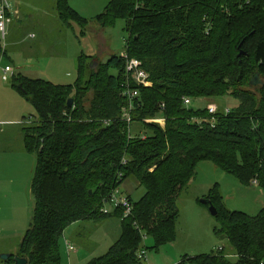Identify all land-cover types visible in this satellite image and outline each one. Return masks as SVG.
Masks as SVG:
<instances>
[{
  "label": "trees",
  "instance_id": "obj_1",
  "mask_svg": "<svg viewBox=\"0 0 264 264\" xmlns=\"http://www.w3.org/2000/svg\"><path fill=\"white\" fill-rule=\"evenodd\" d=\"M54 6L68 27L71 21L112 27L124 20L123 51L141 62L151 85L127 81L120 53L104 62L80 54L72 84L12 77L37 120L21 128L22 150L35 157L32 219L4 264H13L14 255L26 264H61L64 230L105 219L119 222L118 235L85 264H145L146 257L137 255L145 249L147 256L145 237L155 248L175 239L177 199L201 161L243 185L256 182L264 192V0H109L93 20L68 0H55ZM254 76L262 84H251ZM127 84L138 92L130 123L123 119ZM185 97H231L237 104L227 113L217 106L212 123L206 106L187 107ZM156 117L163 126L146 121ZM133 123L141 128L131 134ZM127 180L144 189L135 201L123 188ZM116 189L132 204L126 217L120 209L102 211ZM204 198L217 211L214 235L228 247L185 254L176 264H264V206L255 215L229 210L218 183ZM83 241H89L86 234L78 233L65 245L75 248Z\"/></svg>",
  "mask_w": 264,
  "mask_h": 264
},
{
  "label": "rangeland",
  "instance_id": "obj_2",
  "mask_svg": "<svg viewBox=\"0 0 264 264\" xmlns=\"http://www.w3.org/2000/svg\"><path fill=\"white\" fill-rule=\"evenodd\" d=\"M108 1L68 0V3L82 17L93 20L104 10ZM41 2L49 6V0H41ZM30 17L25 16L22 19L21 27L18 22H13L12 33L6 36L4 43L0 41V203L10 206L0 207V229L4 228L9 231V233H3L2 236L0 234V255L8 252L14 253L32 219L33 209L30 182L35 157L22 150L21 128L25 124L35 122L37 118L32 104L12 87V77L20 73L29 78H42L54 84H72L77 79L75 63L80 54L93 56L98 61L104 62L111 54H119L123 51L127 38L124 30L125 22L122 19H118L112 27H100L92 21L86 25L71 21V26H67L68 29L65 28L62 33H57L53 37V27L48 28L47 31L42 29L43 24L51 25L49 19L37 13L36 19L42 21L33 23ZM54 18L57 21L58 17ZM37 26H41L40 31L43 34H39L38 41L44 42L39 48L36 40L30 42L27 39H17L18 35H27L31 29H38ZM44 35L45 41L43 40ZM46 38L50 39L51 46ZM57 39L61 40V43L57 44L55 42ZM35 43L36 55H38L36 57L27 55L18 49L23 48L24 51L28 48L30 50L29 46ZM6 65L11 68V71L4 73ZM208 102L224 109H232L237 104L233 98L227 97L212 101L195 99L191 100L188 106L197 109L206 106ZM139 128H141L140 124L133 123L131 125L132 134L136 133ZM20 150L23 152H17ZM23 157L28 160L24 161ZM215 183H218L223 202L229 210L255 215L264 206V192L256 183H254L256 186L243 185L234 176L215 167L212 162L201 161L197 164L190 183L177 199L180 213L176 224L175 239L155 248L154 240L149 236L145 237L143 245L149 248L145 264H175L185 254L195 256L215 251L219 245L228 247L226 241H220L214 235L213 230L215 226H218V222L210 214L209 206L200 201ZM123 188L134 201L144 192L143 187H138L136 183L129 180L124 182ZM9 214L13 220H7ZM118 232L119 222L116 219H105L98 223L71 224L64 230L60 239L61 264H69L70 258L68 257L72 258L73 264L78 262V264H85L92 258L104 254ZM78 233L86 234L89 240L88 248H85L83 252L79 251L80 248L78 250L75 248L74 253H78L68 256L65 252L66 239L76 241ZM229 258L234 260L235 255ZM0 264H4L1 258Z\"/></svg>",
  "mask_w": 264,
  "mask_h": 264
},
{
  "label": "built area",
  "instance_id": "obj_3",
  "mask_svg": "<svg viewBox=\"0 0 264 264\" xmlns=\"http://www.w3.org/2000/svg\"><path fill=\"white\" fill-rule=\"evenodd\" d=\"M10 3L8 0H0V41L4 43V40L7 36V29L8 26L12 20L10 17ZM121 57L125 61V73L127 77V81L131 79L136 85H143V86H150L151 82L148 80V75L144 71V69L141 67V62L138 59L135 58H128L127 54L122 51L120 53ZM11 68L9 66L4 67V73L9 72ZM122 95L126 99V105L123 110V119L127 122H131V112L133 110V100L138 95V92L136 89H131L130 86L127 84V86L122 90ZM190 99L185 97L183 98V104L188 107L190 104ZM206 108L211 115L212 123L214 121L213 115L217 112V107L211 104L206 105ZM226 113L229 112V109L224 110ZM200 120V119H197ZM148 122H154L158 123L161 126L164 125V119L163 118H151L147 119ZM201 121V120H200ZM131 125V124H130ZM130 133L131 132V126H129ZM256 183V182H254ZM113 209H120L122 212V216L126 217L129 215L132 211V204L128 200L126 196H124L120 190L116 189L110 196L108 201L104 203V206L102 207V211L104 213H108ZM68 251H73L75 248L71 245L67 246ZM138 257L144 258L146 257L145 249H142L138 252Z\"/></svg>",
  "mask_w": 264,
  "mask_h": 264
},
{
  "label": "crops",
  "instance_id": "obj_4",
  "mask_svg": "<svg viewBox=\"0 0 264 264\" xmlns=\"http://www.w3.org/2000/svg\"><path fill=\"white\" fill-rule=\"evenodd\" d=\"M8 1L10 3V12H9V14H10V17L12 18V20H11L9 26H8V34L7 35H10L12 33V31H13V22H15V21L18 22V24L20 25L19 27H21V25H23L22 19L25 16H31L30 18H32L31 20L33 21V23H38V22L40 23L42 20L36 19L37 18V13H41L42 15H44L45 18L50 20L49 23L51 25L43 24L42 25V29L47 31L48 28L50 29L51 27H53V30H54V34L52 35L53 37L57 33H62V31H64L65 28L68 29L67 26L62 25L60 23L59 19H57V21H56V19L54 18V17H57V14H56V11H55V6H54L55 0H49V2H48L49 6H46V4L43 5L41 0H35V1L34 0H21V1L8 0ZM58 21H59V23H58ZM24 25L26 26L25 23H24ZM37 27H38V29L37 28L36 29H31L30 32L27 35L26 34L18 35L17 39H23V40L27 39L30 42H33V41L36 40L38 48H39L40 46H42V44L44 42L43 41H38L39 34H41V35H43V34H42V31H40L41 26H37ZM44 27H46V29ZM44 37H45V35L43 36V40L45 39ZM47 41H49V43H50V39L49 38L47 39ZM57 41H55L57 44L61 43L60 42L61 40L57 39ZM57 44H55V45H57ZM35 45H36V43L34 45H30L29 46L30 50L28 48H25L24 51H23V48H18V49H19V51L25 52L27 55H33V56L36 57L38 55H36V53H37L36 49L37 48L35 47ZM50 46H51V43H50ZM33 48H34V50H33ZM29 53H31V54H29ZM7 151H11V150H7ZM17 152H23V151L20 150V151H17ZM3 154H6V153H3ZM19 155L24 156L22 154H19ZM23 158H24V161L28 160L25 157H23ZM253 185L256 186L255 184H253ZM3 197H4V195H3ZM3 200H5V199H3ZM3 206L10 207L8 204L0 203V207L2 208ZM7 218H8L7 220H13V219L10 218V214L7 216ZM3 233H9V231L7 229L4 230V228H1L0 229L1 236H2ZM88 243H89L88 241L87 242L86 241L80 242L79 244L76 245L75 248H77V250H78V248H80L79 251L83 252L84 250H86L85 248H88ZM3 251H7V250H3ZM75 251H76V249L74 251H71V252L68 253L67 252V248H66L65 252H66V254L68 256H70V254H77L78 253V252L74 253ZM8 253H13V252H8ZM68 259H69V264H73L72 258L68 257Z\"/></svg>",
  "mask_w": 264,
  "mask_h": 264
},
{
  "label": "water",
  "instance_id": "obj_5",
  "mask_svg": "<svg viewBox=\"0 0 264 264\" xmlns=\"http://www.w3.org/2000/svg\"><path fill=\"white\" fill-rule=\"evenodd\" d=\"M250 83L253 85H257V84H262V79L260 76H254V78L252 80H250ZM72 104V99L69 98L67 100V105H71ZM201 203L207 204L208 210L210 212V214L212 216H215L217 211L215 209V207L211 204V201L208 198H202ZM10 256V253H4L0 255V258L2 259V261H6L8 259V257ZM26 259L19 257L17 255H14L13 257V264H26Z\"/></svg>",
  "mask_w": 264,
  "mask_h": 264
}]
</instances>
